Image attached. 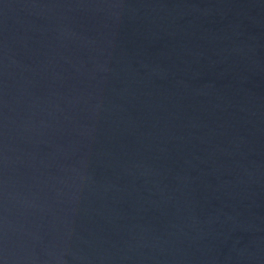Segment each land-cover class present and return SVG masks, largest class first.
<instances>
[{
	"label": "water",
	"instance_id": "obj_1",
	"mask_svg": "<svg viewBox=\"0 0 264 264\" xmlns=\"http://www.w3.org/2000/svg\"><path fill=\"white\" fill-rule=\"evenodd\" d=\"M0 264H264V0H0Z\"/></svg>",
	"mask_w": 264,
	"mask_h": 264
}]
</instances>
